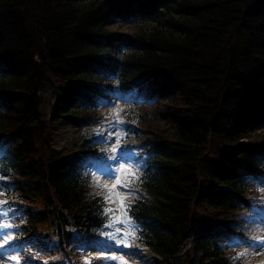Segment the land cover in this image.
Here are the masks:
<instances>
[{"label":"trees","instance_id":"trees-1","mask_svg":"<svg viewBox=\"0 0 264 264\" xmlns=\"http://www.w3.org/2000/svg\"><path fill=\"white\" fill-rule=\"evenodd\" d=\"M118 89L141 95L121 116L150 135L131 131L149 152L137 187L148 198L129 201L135 240L159 264H246L221 237L243 231L260 197L238 169L264 157V0H0V224L20 264L43 251L47 264L93 263L75 246L107 216L81 164L103 149L65 156L49 133L99 119L96 102Z\"/></svg>","mask_w":264,"mask_h":264},{"label":"rangeland","instance_id":"rangeland-1","mask_svg":"<svg viewBox=\"0 0 264 264\" xmlns=\"http://www.w3.org/2000/svg\"><path fill=\"white\" fill-rule=\"evenodd\" d=\"M52 84L50 83H46L41 92L40 95L43 97V99L46 102H50L53 99L54 96V91L52 88ZM122 100H126V98L123 97H117V98H111L108 100H105L103 102V104L100 105V109L101 112L106 113V109H110L109 105L110 104H116L117 102H123ZM113 113V112H112ZM92 128V132L95 131V129L93 127L90 126H82V127H78V126H71V127H64V126H56L53 127L51 129L50 132V139H49V145L55 147V148H72L73 144L76 143L80 136L83 135V133L85 132L86 129H91ZM123 128L121 127H117V123L115 122L114 124L108 125L106 128L99 130V132L95 133L97 136L98 141L97 142H102V144L108 146H114L116 143L115 141L118 139L120 140V132L119 130H121V133L123 134V137H128V135L122 130ZM115 133H117L115 135ZM126 143L130 146H133L136 142L134 141V139L132 137H128V139L126 140ZM125 159H128L127 161L124 162L125 166H131L133 167V170L137 172V175L140 176V173L143 170V166L138 162V160H135L136 157L134 155H131L130 157H126ZM264 163V160H263ZM95 168H96V172L98 174V176L101 177V182H107L109 184H111L113 182L112 179H110L111 173L115 171L117 165V162H113L110 161L108 162V164L106 166H100L99 164H97L96 162H94ZM264 169V167H263ZM136 182V181H135ZM3 196L0 194V201H2ZM264 213V210L258 211V210H254L253 211V215H256L254 218H252L250 221L251 223H253V226L255 229V231H258V237L260 236V240L264 243V221L262 224H258L257 226L255 225V223H257L256 217L259 216L260 214ZM114 227L116 228H120L121 230H124L126 228L125 225H114ZM1 230V229H0ZM252 230V229H250ZM7 231H5L6 233ZM259 232H261V234H259ZM118 239L122 238V236L118 235L117 236ZM248 239L247 238H237L236 236H229L224 238L223 241V245L225 246H240V247H245V251L247 255H250L251 253L256 252V254L252 255V257L248 256V258L246 259V263L247 264H264V250L259 249L254 245H250L248 242H246ZM112 242H115L112 240ZM130 242V241H129ZM6 242H4L5 244ZM190 241H188L186 243V246L182 248V250H180L179 256L183 255L185 253V251L187 250V247ZM131 247L130 248H125V251H123V254H125V259L127 261H132L134 263H139V264H156V261L158 260V258H156L153 254L149 253L148 250H138L134 247H132V243L130 242ZM115 246H118L115 244ZM114 246V247H115ZM87 248H89V246H86ZM115 248H112L111 246H103L102 243H98L95 244L94 248H90L91 251L97 250V251H101V250H105L107 251V254H111V255H120L121 253L119 251L114 250ZM264 249V248H263ZM118 250V249H117ZM2 251H4L2 249ZM10 251H4V255L8 256L6 257H0V264H7V260L9 262H12V264H14L13 261H11V256H9ZM114 253V254H113ZM127 257V258H126ZM109 262H111L112 264H116L115 261H111L109 260Z\"/></svg>","mask_w":264,"mask_h":264},{"label":"snow or ice","instance_id":"snow-or-ice-1","mask_svg":"<svg viewBox=\"0 0 264 264\" xmlns=\"http://www.w3.org/2000/svg\"><path fill=\"white\" fill-rule=\"evenodd\" d=\"M117 122L122 123L119 120V115L117 113ZM119 145V140L115 141ZM112 153H118L117 147L111 148ZM131 150L120 151L117 155H113L111 159L117 162V167L114 172L111 173V179L113 182L111 184L107 182H101V177L96 176L94 178V185L96 188L100 189L97 192L98 196L102 197V201L105 205L103 209V215L108 217V223L106 227L112 228L114 225H125L126 228L121 230L120 228L115 229V233H107L106 235L109 239L115 241L116 245H122L124 248H130L131 244L129 238L135 239L136 232L133 230L132 218L129 215L130 204L129 201L135 196L136 191L132 190V185L135 181L140 179L137 172L133 170L131 166H125V164L120 163L121 160H124L126 157L131 156ZM2 194V193H0ZM6 203L5 201H0V205ZM12 225L0 224V229H9ZM120 235L122 238L118 239L117 236ZM12 239L11 234L0 233V257H4L3 245L7 240ZM245 256L244 252H240L237 258ZM106 259L115 261L116 264H128V261L125 259V254L120 255H111L106 257ZM11 261L14 264H20L19 256H11ZM46 264V262H45ZM85 264H91L90 260H85Z\"/></svg>","mask_w":264,"mask_h":264}]
</instances>
